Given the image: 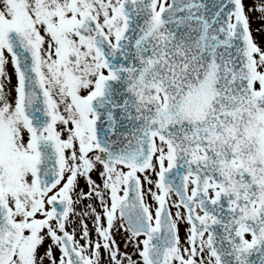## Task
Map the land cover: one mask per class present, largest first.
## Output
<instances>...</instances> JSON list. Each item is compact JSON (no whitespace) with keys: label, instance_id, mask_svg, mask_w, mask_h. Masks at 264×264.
I'll return each instance as SVG.
<instances>
[{"label":"snow or ice","instance_id":"6c2138e0","mask_svg":"<svg viewBox=\"0 0 264 264\" xmlns=\"http://www.w3.org/2000/svg\"><path fill=\"white\" fill-rule=\"evenodd\" d=\"M0 264H264V0H0Z\"/></svg>","mask_w":264,"mask_h":264},{"label":"rangeland","instance_id":"374dc122","mask_svg":"<svg viewBox=\"0 0 264 264\" xmlns=\"http://www.w3.org/2000/svg\"><path fill=\"white\" fill-rule=\"evenodd\" d=\"M255 26H256V25L254 24L253 27L255 28ZM257 38L259 39V37H257ZM90 226H91V225H90Z\"/></svg>","mask_w":264,"mask_h":264}]
</instances>
